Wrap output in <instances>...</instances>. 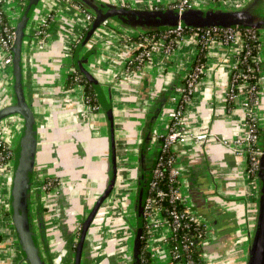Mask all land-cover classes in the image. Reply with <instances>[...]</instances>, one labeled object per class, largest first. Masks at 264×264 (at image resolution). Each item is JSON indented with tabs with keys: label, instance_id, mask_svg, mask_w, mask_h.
<instances>
[{
	"label": "crops",
	"instance_id": "crops-1",
	"mask_svg": "<svg viewBox=\"0 0 264 264\" xmlns=\"http://www.w3.org/2000/svg\"><path fill=\"white\" fill-rule=\"evenodd\" d=\"M92 1L120 10L151 13L168 10L179 0ZM24 6L22 0H4L7 21L15 28ZM193 10L245 11L242 19L253 14L264 21V0H194ZM45 18L51 20L47 37L37 35ZM86 27L85 14L73 0H39L28 17L21 42V86L34 115L36 137L28 214L32 237L43 264H73L80 227L88 215L91 198L102 195L110 178L108 112L99 98L96 110L86 103L83 86L65 87L68 76L77 70L72 50ZM157 28L152 24L140 27L108 20L95 30L78 53L83 69L97 81L109 107L116 168L118 147L121 156L120 186L124 192L127 188L130 194L139 190L143 175L146 180L150 178L160 148L157 137L168 130V115L180 98L177 89L183 86L197 56L196 41L186 36L173 54L155 53L141 70L128 72L126 64L140 47L138 38L147 30ZM260 31L264 36V30ZM238 52L239 46L221 43L206 51L205 74L184 108L194 132L212 134L204 144L188 145L186 153L178 156L182 192L192 209L210 226L211 236L203 245V259L210 264H248L258 215L259 181H253L248 174L246 157L216 142L218 139L235 140L244 130V96H238L233 103L226 101ZM258 57L262 63L260 101L254 109L263 147V49ZM3 62L4 53L0 49V110L15 103L13 67ZM22 126L20 116L0 122L3 140L12 149L18 143ZM118 177L117 169L114 189ZM47 181L55 183L48 192L42 190ZM11 182L12 167L0 171V264H26L10 220ZM109 197L87 231L80 264H118L113 256L118 251L116 243L110 239L106 244L103 242L105 226L101 229L100 221H96L109 219L113 224L114 218L123 215L120 214L123 210L117 212L111 208ZM119 222L122 224L120 219ZM159 230L160 244H154L156 237L152 236L145 248L153 264H167L168 246L164 241L167 229ZM131 234L129 231L127 244L122 246V264L132 263V251L128 249Z\"/></svg>",
	"mask_w": 264,
	"mask_h": 264
},
{
	"label": "built area",
	"instance_id": "built-area-1",
	"mask_svg": "<svg viewBox=\"0 0 264 264\" xmlns=\"http://www.w3.org/2000/svg\"><path fill=\"white\" fill-rule=\"evenodd\" d=\"M3 4L4 0H0V49L4 53L3 64L12 67V49L15 44L16 33L15 27L5 17ZM193 8L194 0H179L170 5L168 9L181 16L185 11ZM83 12L87 25L91 24L94 19L93 15ZM50 21L47 18L42 20L37 35L47 37ZM187 29L181 21H178L174 27L165 33L164 39L168 38V43L167 40L154 43L152 39L142 35L139 50L127 62L126 70L128 72L141 70L155 53L173 54L188 31V36H192L197 43L196 60L184 78L183 86L177 89L180 95L178 105L168 115V130L165 134L157 137L160 140V148L151 170L150 180L144 190L142 219L143 230L147 237L145 242L159 228L167 229V236L164 239L168 246L167 264H210L206 259H202L200 263H195L191 256L193 243L187 233L192 230L194 238L200 241L203 246L210 238L211 232L209 223L192 209L186 195L182 192V169L179 165L178 156L186 153L188 145L204 144L212 138V134L194 132L186 119L184 108L206 71L205 54L200 59L199 48L206 53L216 43L226 46H239L236 64L232 68L231 81L226 93V101L233 103L238 96H244L246 110L245 121L243 122L244 130L242 136L235 140L218 139L216 142L231 149L236 155L245 156L248 174L253 181H259V161L263 152L260 146V125L254 107L260 101L262 63L258 54L262 51L263 44L256 31L250 29L242 31L238 26ZM198 33L200 37H198ZM244 36L248 40L258 42L257 58L252 61V66L247 63L248 57L251 55V48L248 43L244 42ZM86 103L93 110L97 109V104H89L87 101ZM13 156V149L5 143L0 130V171L12 167ZM54 184L53 181H47L42 190L50 191L55 187ZM141 264H145V262L142 261Z\"/></svg>",
	"mask_w": 264,
	"mask_h": 264
},
{
	"label": "water",
	"instance_id": "water-1",
	"mask_svg": "<svg viewBox=\"0 0 264 264\" xmlns=\"http://www.w3.org/2000/svg\"><path fill=\"white\" fill-rule=\"evenodd\" d=\"M39 0L25 1L22 16L19 20L18 26L15 28V44L12 49V67L14 71V96L15 103L0 110V122L12 116H20L23 121L22 131L18 143L13 148V162H12V182L10 190L9 203L12 210L10 220L14 228V233L17 238L18 244L23 252V260L26 264H43L39 250L36 247L32 232L30 228L29 214H28V190L30 186V175L34 166V156L36 147V137L34 134V115L32 110L27 105L22 86H21V73H20V49L21 42L24 37V30L28 17ZM87 10H89L94 19L86 33L83 34L80 41L77 43L75 49L74 59L78 70L82 71L84 77L93 85L95 92L101 101V104L108 112L109 119V146H110V164L111 172L110 178L105 191L100 195L98 200L93 205L90 213L83 220L78 242L74 252L73 264H80L81 254L83 249L84 240L87 231L96 217L99 209L112 194L115 181H116V157L114 146V131L112 117L109 113V107L105 103L103 93L96 80H94L89 73H87L81 62L78 60V53L82 46L89 41L95 30L108 20L116 21L122 25L137 24L140 27L152 24V27L159 26H175L178 21H181L185 26H244L255 28L257 30H264V21L260 18L254 17L255 15L246 16L244 13H219L215 11H196L193 9L185 11L179 16L175 11H168L167 13L153 14L145 11L135 10H120L110 5H99L92 0H78ZM241 17V18H240ZM262 148L263 156L259 161V205L256 227L253 232L251 244L248 251L249 261L248 264H264V145ZM146 179L143 175L140 181L138 190V216H137V230L133 246V258L131 264H138V248L140 245V236L143 230L142 224V208L144 202V186Z\"/></svg>",
	"mask_w": 264,
	"mask_h": 264
},
{
	"label": "trees",
	"instance_id": "trees-1",
	"mask_svg": "<svg viewBox=\"0 0 264 264\" xmlns=\"http://www.w3.org/2000/svg\"><path fill=\"white\" fill-rule=\"evenodd\" d=\"M22 1H28V0H22ZM73 1L81 10L92 15V13L89 10H87V8L81 2H79L78 0H73ZM168 11H170V10L169 9L168 10L167 9L166 10L158 9V10L152 11L151 13L159 14V13H167ZM90 25L91 24L87 25L84 34L86 33V31L90 27ZM235 26H238V25H235ZM172 27H174V26L158 27L157 29H149L143 33V36L149 37L150 39H152V41L154 43H159V42L164 41V40H167V43H168V38L164 39V36H165V33ZM185 27L188 28L187 30H190V28H192L194 30L209 28L208 26H202V25H194V26L192 25V26H185ZM210 27H212V26H210ZM218 27H223V26H218ZM231 27H234V26H231ZM238 27L242 31L247 30V29L254 30L259 35V30L255 29V28L244 27V26H238ZM185 35L188 36L189 31H188V33L186 32ZM198 37H200L199 33H198ZM138 39L139 40H137V42L141 43V38H138ZM169 40H171V38H169ZM243 40L245 43H248L250 45L249 47L251 48V55H250V57H248L247 63H248V65L252 66V64H253L252 61L255 58H257L258 42H255V41L253 42L250 39L248 40L245 36L243 37ZM75 49H76V47L73 48V50H72L73 53H74ZM198 52H199L200 59H202V57L205 54V51H203V50L201 51V49L199 48ZM78 85L83 86V88H84V99H85V101L89 102V104L92 103L93 105L98 104V97H97V94L95 92L93 85L84 77L82 71L77 69L75 73L68 76V78L65 82V87H66V89H69V88H73V87L78 86ZM149 180H150V178L146 180L144 190H145ZM187 236L190 237V239H192V243H193V246L191 249L192 259L194 260L195 263H200L203 259V253H204L202 243L194 238V233L192 230L187 233ZM146 238L147 237L145 235V231L143 230L141 233V236H140V245L138 248V257H137V263L138 264H141L142 261H144L145 264H153V260L151 259V256L145 250Z\"/></svg>",
	"mask_w": 264,
	"mask_h": 264
},
{
	"label": "rangeland",
	"instance_id": "rangeland-1",
	"mask_svg": "<svg viewBox=\"0 0 264 264\" xmlns=\"http://www.w3.org/2000/svg\"><path fill=\"white\" fill-rule=\"evenodd\" d=\"M6 17V15H5ZM7 19V18H6ZM259 36L261 39V42L263 44V50H264V36L261 35V31L259 30ZM121 156L119 155V147L117 148V169H118V173H119V177L117 178V186L114 189V192H112V194L109 197V202L108 204H111V208H113L115 211H119V210H123V212L120 214H123L122 216H117L116 218H114L113 220V224H111V221L108 219L107 222H105V220L102 219H96V221H100V225H101V229H103V226H105V237L103 239V242H105V244L108 242V240L110 239L111 242L112 240L116 243L117 247H118V251L115 255V258H117V263L118 264H122V260L121 257L123 255V249L122 246H126L127 244V236L129 231L132 232L131 234V240L128 243V249L129 252L132 251L131 254V262H132V258H133V246H134V241H135V236H136V230H137V225H138V221H137V216H138V190L136 191V193L130 194L126 188V191L124 192L125 189H123L121 185V181H122V174H121ZM145 177V176H144ZM107 186V185H106ZM48 192V191H46ZM100 196H96L91 198V201L88 205V209L86 214H89L93 205L95 204V202L98 200ZM105 203V202H104ZM93 204V205H92ZM103 206V205H102ZM128 208L126 209L125 207ZM103 211V210H102ZM116 213V212H115ZM118 214V213H117ZM116 214V215H117ZM119 219L122 221V224L119 222ZM116 227H115V226ZM129 228H128V226ZM162 228V227H161ZM159 230V229H158ZM153 235V239L155 238V243H159V236L161 235V231L159 230ZM111 231L113 234H111ZM110 235H113L112 238H110ZM146 243V242H145Z\"/></svg>",
	"mask_w": 264,
	"mask_h": 264
},
{
	"label": "flooded vegetation",
	"instance_id": "flooded-vegetation-1",
	"mask_svg": "<svg viewBox=\"0 0 264 264\" xmlns=\"http://www.w3.org/2000/svg\"><path fill=\"white\" fill-rule=\"evenodd\" d=\"M51 190H53V189H51ZM142 224H143V219H142ZM143 231V230H142Z\"/></svg>",
	"mask_w": 264,
	"mask_h": 264
}]
</instances>
